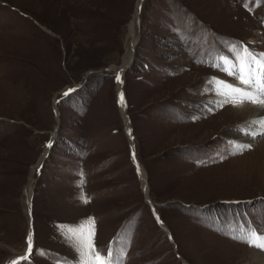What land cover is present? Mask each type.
Wrapping results in <instances>:
<instances>
[{"label":"rangeland","instance_id":"1","mask_svg":"<svg viewBox=\"0 0 264 264\" xmlns=\"http://www.w3.org/2000/svg\"><path fill=\"white\" fill-rule=\"evenodd\" d=\"M136 3L0 0V264L30 233L20 264H77L65 229L81 226L121 264L264 254L242 238L264 236V130L213 99L219 82L244 87L221 57L264 53V0H143L122 112L115 67Z\"/></svg>","mask_w":264,"mask_h":264},{"label":"snow or ice","instance_id":"2","mask_svg":"<svg viewBox=\"0 0 264 264\" xmlns=\"http://www.w3.org/2000/svg\"><path fill=\"white\" fill-rule=\"evenodd\" d=\"M236 57V63H226V58L221 57L222 70L227 72L228 75L233 76L244 87L219 82L223 85V91L220 94L228 98L224 102H231L237 105L248 101L254 105L264 106V99L261 98L264 96V53H253L246 47H243L242 51L236 53ZM117 80H119V76H117ZM72 91V89H69L64 95L68 96ZM122 100L123 94H121ZM261 123H264V120ZM49 146L51 145L49 144ZM242 147H250V145ZM137 171H139V168H137ZM82 199H84L83 196ZM84 202L86 203L87 200L84 199ZM65 233L79 254L80 259L77 261V264H121L119 259L113 258L114 253L111 248H109L107 256H104L101 255V250H97L94 247V231L91 227L87 231H85V226H81L79 229L66 228ZM242 238L249 244L264 248V236H256L255 230H248ZM33 251L30 233L26 255L17 258L11 264H20L21 260L27 261ZM64 264H68V262L66 261Z\"/></svg>","mask_w":264,"mask_h":264},{"label":"bare ground","instance_id":"3","mask_svg":"<svg viewBox=\"0 0 264 264\" xmlns=\"http://www.w3.org/2000/svg\"><path fill=\"white\" fill-rule=\"evenodd\" d=\"M142 2H143V0H137L133 17H132V19H131V21H130V23L128 25L127 42H126V45H125L124 54H123L122 59H121V64L119 66L115 67L116 74H117V76H119V80L116 79V84L118 85L117 86V91L119 93V95H118L119 107H120V110L122 112L125 109V100H124V95H123V100L121 101V94H123V92H122V90L120 88V84H121L120 81H121L122 75L125 72V69L132 62L133 49L135 48V43L137 42V37L135 35V32H136L135 31V29H136L135 25H136V22H137V20L139 18V10H140V6H141ZM227 63H231V62H227ZM221 91H223V87L217 86L215 88V91H214L215 92V94H214L215 97H213V99H216L218 102H222L223 103L228 98L226 96H224V95H221L220 94ZM261 98L264 99V96H262ZM226 104H228V106ZM226 104H223V105H226L225 108L223 107L224 108L223 112H225L227 110V112H225V114H227V116H231V117H233V116L234 117L235 116H239V117L244 116V117H246L248 119L249 123L257 124V126H258L257 128L256 127L252 128L253 125L251 127H249V131L251 133H253L255 131L257 132V131H260V130H264V123H261V121L264 120V106L251 105V104L249 105V104H247L245 102L237 104V105L230 104V102H227ZM230 109H231V111H228ZM204 137H205V135H204ZM245 139H248V136H246ZM263 142H264V140L261 142V144ZM261 144H259V145H261ZM136 162H137V160H136ZM138 168H139L138 174H139L141 182L144 185V187L146 189V192H147V186H145L146 185L145 172H144V170L142 169V167L140 165L138 166ZM27 192H28V195H31V185L30 184L28 185ZM146 197L149 199L148 194L146 195ZM159 225L161 227L163 226L165 229L163 227L162 228L167 232V228L162 224L161 220H160V224ZM32 243H33V241H32ZM26 251H27V249L25 250V255H26ZM253 254H254L252 256L253 257L252 258V262L253 263H255V264H264V254L263 253L256 252V253H253Z\"/></svg>","mask_w":264,"mask_h":264},{"label":"water","instance_id":"4","mask_svg":"<svg viewBox=\"0 0 264 264\" xmlns=\"http://www.w3.org/2000/svg\"><path fill=\"white\" fill-rule=\"evenodd\" d=\"M115 77H116V79H117V74H115ZM78 86V84H74V85H70L69 87H68V89L66 90V91H63V94L65 93V92H67L69 89H75L76 87ZM58 100V99H57ZM57 100L55 99V103L57 102ZM123 118H124V120H125V125H126V131L127 132H129V126H128V124H127V120L125 119V117L123 116ZM129 147H130V154H131V158H132V160H133V162H134V164L136 165V168H138V163L136 162V158H135V155H134V150H133V148H132V145H131V142L129 141ZM133 157H134V159H133ZM138 172V171H137ZM142 186L144 187V185L142 184ZM146 192V191H145ZM31 199H32V197H30V204H29V207L31 208ZM148 201H149V199L148 198H146ZM150 202V201H149ZM30 227L32 228V220H31V222H30ZM8 264V263H7Z\"/></svg>","mask_w":264,"mask_h":264}]
</instances>
